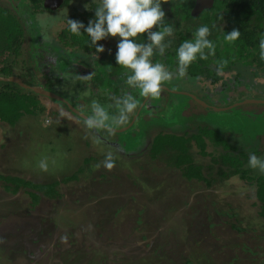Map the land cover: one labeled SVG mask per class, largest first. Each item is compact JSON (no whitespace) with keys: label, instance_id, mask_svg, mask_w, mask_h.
<instances>
[{"label":"rangeland","instance_id":"obj_1","mask_svg":"<svg viewBox=\"0 0 264 264\" xmlns=\"http://www.w3.org/2000/svg\"><path fill=\"white\" fill-rule=\"evenodd\" d=\"M21 1L0 0L28 31L16 76L47 90L48 73L53 87L43 97L45 112L0 124V173L60 184L57 196L35 203L30 190L12 194L0 182V264H264V220L254 186L238 176L220 178L218 164L210 168L212 158L196 146L194 162L209 184L184 177L166 154L152 158L149 152L160 132L191 134L207 125L239 150L264 156V97L251 92L250 80L240 77L226 91H210L185 76L166 83L158 98L128 86L103 92L81 78L88 76L81 51L57 39L64 20L91 0L34 16ZM126 94L140 104L126 124L112 133L84 125L93 101L116 114L113 97ZM109 152L115 166L96 168ZM42 159L47 171L39 168Z\"/></svg>","mask_w":264,"mask_h":264},{"label":"trees","instance_id":"obj_2","mask_svg":"<svg viewBox=\"0 0 264 264\" xmlns=\"http://www.w3.org/2000/svg\"><path fill=\"white\" fill-rule=\"evenodd\" d=\"M70 1L64 0L57 9L67 6ZM21 2L32 16L45 10H57L46 7L44 0ZM100 2L101 0H91L87 7L76 10L68 16V19L81 21L87 26L89 21L95 18V8ZM161 2L162 9L166 13V22L172 24L175 31L173 37L167 38L171 41V46L165 55L157 54L154 62L163 63L170 70H175L176 50L180 44L192 39L199 26L208 25L211 29L209 39L215 44V54L209 55L207 59L198 58L194 61L187 68L186 79L193 78L196 85L205 90L226 91L231 80L243 77L245 80H250L247 87L251 92H256L257 99L264 97V59L260 56V40L264 37V0H215L211 8L204 9L197 16L192 15L196 0H161ZM234 29L240 31L239 38L234 42L226 41V33ZM27 32L22 17L0 3V76L17 75L15 69L19 65L18 58L22 53ZM109 38L112 39L110 47H105L108 38L99 41L98 46H103L105 51L97 53L95 47L90 45L87 34L77 36L69 31L67 18L64 20V26L57 33L61 45L81 51L80 61L87 75H91L90 83L103 92L116 94L121 91V87L127 86L125 73L128 70L119 66L115 60L120 38L111 36ZM136 39L141 43L146 42V34ZM225 61L227 63H224ZM247 73L250 75L249 78H246ZM43 77L46 79V89L50 91L53 87L50 75L47 73ZM43 97L46 95L32 88L23 87L15 82L0 81V124L13 126L23 115H38L45 112L47 105ZM194 146L200 150L201 155L212 158L210 168H215L218 164L220 178L238 176L250 186H254L259 206L258 214L264 220V174L253 175L251 169L246 167L250 154L260 156L261 150L252 153L239 150L219 131L205 125L191 134L158 133L153 139L150 153L153 158L166 154L168 165L180 169L184 177L209 184L211 180L204 175V167L194 162L192 156ZM208 146L213 147L211 152L207 150ZM76 178L77 175L74 174L64 180ZM0 182L3 183V188L12 194L18 193L21 188L30 190L29 194L35 203L42 196L49 198L57 196V186L60 184L58 181L47 184L33 182L2 173H0Z\"/></svg>","mask_w":264,"mask_h":264},{"label":"clouds","instance_id":"obj_3","mask_svg":"<svg viewBox=\"0 0 264 264\" xmlns=\"http://www.w3.org/2000/svg\"><path fill=\"white\" fill-rule=\"evenodd\" d=\"M165 16L161 0H101L95 8V18L87 26L68 17L67 26L74 35L87 34L90 45L95 47L97 53L105 51L103 46H98L99 41L110 36L119 37L115 60L119 66L128 70L125 73L126 85L138 90L141 97L158 98L164 91V85L173 79H183L187 68L194 61L215 54V44L209 39L211 29L208 25H201L193 38L185 40L176 50L175 70H170L163 63L154 62L157 54L165 55L171 46L167 38L173 37L175 31L173 25L166 22ZM142 34H146V42L143 43L136 39ZM239 36L240 31L234 29L226 33L225 40L234 42ZM260 56L264 59V37L260 40ZM81 78L91 79V75ZM113 101L116 114L110 113L98 101H93L91 115L84 119V125L89 129L102 128L112 133L126 124L140 107L138 98L131 94L113 97ZM248 165L264 174V156L250 154ZM101 166L109 170L115 166L111 152L105 156L102 165L97 164L96 168ZM48 167L47 159L40 160L39 168L42 171H47Z\"/></svg>","mask_w":264,"mask_h":264},{"label":"water","instance_id":"obj_4","mask_svg":"<svg viewBox=\"0 0 264 264\" xmlns=\"http://www.w3.org/2000/svg\"><path fill=\"white\" fill-rule=\"evenodd\" d=\"M64 0H44V5L52 10H56L59 8ZM215 0H196L195 5L192 9V15L197 16L199 15L204 9L211 8L213 6ZM0 81H7V82H15L23 87L32 88L33 90L43 93V94H50L48 90H45L40 87L29 86L25 84L19 77L17 76H10V77H2L0 76Z\"/></svg>","mask_w":264,"mask_h":264},{"label":"flooded vegetation","instance_id":"obj_5","mask_svg":"<svg viewBox=\"0 0 264 264\" xmlns=\"http://www.w3.org/2000/svg\"><path fill=\"white\" fill-rule=\"evenodd\" d=\"M61 7V6H60ZM58 10V9H57ZM171 133V132H170ZM149 152H150V150H149ZM152 156V155H151ZM153 158V157H152ZM6 175V174H5ZM12 176V175H11Z\"/></svg>","mask_w":264,"mask_h":264}]
</instances>
